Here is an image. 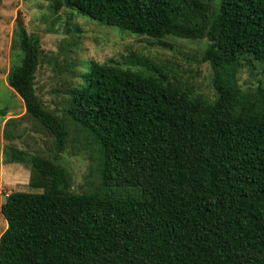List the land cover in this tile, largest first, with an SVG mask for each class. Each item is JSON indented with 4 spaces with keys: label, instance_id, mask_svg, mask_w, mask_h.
<instances>
[{
    "label": "trees",
    "instance_id": "trees-1",
    "mask_svg": "<svg viewBox=\"0 0 264 264\" xmlns=\"http://www.w3.org/2000/svg\"><path fill=\"white\" fill-rule=\"evenodd\" d=\"M48 1L136 35L206 39L216 96H194L145 57L131 61L145 70L91 60L63 112L96 144L100 182L74 192L59 162L65 120L35 91L40 36L17 20L6 83L54 154L2 148L42 191L1 203L0 264H264V85L244 93L235 78L264 63V0Z\"/></svg>",
    "mask_w": 264,
    "mask_h": 264
},
{
    "label": "rangeland",
    "instance_id": "rangeland-1",
    "mask_svg": "<svg viewBox=\"0 0 264 264\" xmlns=\"http://www.w3.org/2000/svg\"><path fill=\"white\" fill-rule=\"evenodd\" d=\"M19 19L29 33L40 36L35 91L50 111L65 120L68 134L59 162L67 171L69 187L74 192L95 190L100 182L96 144L63 112L70 88L81 82L80 74L88 69L91 60L113 61L145 70L131 63L136 56L145 57L162 68L168 77L191 88L194 96L202 95L210 100L216 96L211 66L200 61L206 39L151 38L103 25L67 7L53 12L48 0H0V147L13 145L50 159L54 154V137L25 113L23 101L6 83V74L15 60L13 32ZM235 78L243 92L250 93L258 84L264 85V63L255 62L239 69ZM7 119L10 121L6 123ZM8 166L12 168L13 178L16 174L19 178L12 184L0 182V204L12 191H42L28 185L29 166L18 163ZM5 228L6 221L0 210V233Z\"/></svg>",
    "mask_w": 264,
    "mask_h": 264
},
{
    "label": "crops",
    "instance_id": "crops-1",
    "mask_svg": "<svg viewBox=\"0 0 264 264\" xmlns=\"http://www.w3.org/2000/svg\"><path fill=\"white\" fill-rule=\"evenodd\" d=\"M3 147H0V182H8L7 184H12L16 180V178H19V175H15V178H13V172L11 171L12 168L8 166L11 163H5L3 162ZM9 167V168H8ZM18 170V168H15V171ZM21 170V169H20ZM22 174V173H21ZM17 176V177H16ZM23 177V174L21 175ZM6 184V183H5ZM3 202V201H2ZM1 202V203H2ZM1 205V204H0ZM1 234V233H0Z\"/></svg>",
    "mask_w": 264,
    "mask_h": 264
}]
</instances>
